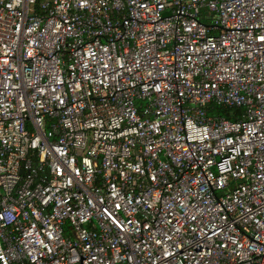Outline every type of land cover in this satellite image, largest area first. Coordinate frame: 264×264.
I'll return each mask as SVG.
<instances>
[{
  "label": "built area",
  "instance_id": "2783aa9c",
  "mask_svg": "<svg viewBox=\"0 0 264 264\" xmlns=\"http://www.w3.org/2000/svg\"><path fill=\"white\" fill-rule=\"evenodd\" d=\"M0 264H264V0H0Z\"/></svg>",
  "mask_w": 264,
  "mask_h": 264
},
{
  "label": "trees",
  "instance_id": "16d2710c",
  "mask_svg": "<svg viewBox=\"0 0 264 264\" xmlns=\"http://www.w3.org/2000/svg\"><path fill=\"white\" fill-rule=\"evenodd\" d=\"M241 111L242 110L240 108H226L219 106H215L212 109H210L211 113L225 116L227 118H233L236 115H240Z\"/></svg>",
  "mask_w": 264,
  "mask_h": 264
}]
</instances>
